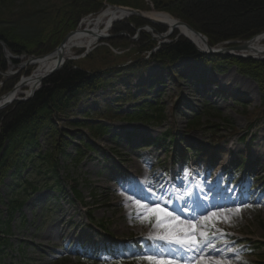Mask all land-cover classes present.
Listing matches in <instances>:
<instances>
[{"label": "rangeland", "instance_id": "rangeland-1", "mask_svg": "<svg viewBox=\"0 0 264 264\" xmlns=\"http://www.w3.org/2000/svg\"><path fill=\"white\" fill-rule=\"evenodd\" d=\"M173 1L175 0H139L143 8L140 11L167 13L180 20L169 12L159 11L156 8L157 4L162 6ZM78 2L80 0H10L6 4L0 3V29L9 31L14 27L18 34L28 38H35L40 34L49 37L63 17V13L70 11L69 7ZM108 7L119 6L105 1L101 12ZM127 8L135 10L132 7ZM93 16L96 15L83 18L78 27L84 19ZM130 21L131 18L118 24L130 23ZM157 27L163 28L164 33L168 31L167 27ZM142 28H140L141 32H138L140 30L138 29L134 36L127 32L113 33L114 28L109 43L106 41L100 43L101 47H97L89 56L80 58L75 63L89 72H99L110 67L124 68L137 58L149 62L151 53L158 48L159 43L152 38V35L142 31ZM143 33L151 37V44L146 43L142 38ZM178 36L179 33L176 32L164 42L175 41L180 38ZM152 46L154 50L151 52ZM79 55H83V52ZM17 57L19 58L17 64L7 61L8 69L11 68L16 74L12 79L7 80L8 83L14 81V87L23 77L30 76L35 69L34 66L19 69L18 66L33 57L26 55ZM163 71L158 64L149 63L143 80L138 81L134 87L133 96L127 92L126 81L131 78L137 79L139 75L137 72L128 74V79H124L122 72L110 74L108 76L110 84L97 93L84 94L72 110L70 119L60 118L58 127L62 130L66 128L67 122H83L85 114L105 112L113 103L115 108H112L119 109L121 114H130L138 106L150 104L149 102L155 105V101H160L158 99L160 87L157 83L159 79L154 78L153 75L157 73L164 75ZM174 71L181 87L179 85L175 87L174 92L169 86L170 92L161 100L164 104L160 102L158 104L164 105L165 114L172 116L171 126L176 124L183 134L188 132L184 137L186 145H196L198 142L209 143L214 134L217 138H225L226 142L221 144L222 153L218 158L222 165L214 174L210 171L206 173L208 168L203 171L202 163L192 164L191 170L184 172L182 164L171 165L172 152L166 153L165 150L158 149L159 146L138 147L137 144L142 143L141 139L144 136L143 130L139 127L115 122L111 124L110 132L106 137L92 143L88 149L90 152L80 166L75 167L69 159L59 157L63 176L69 181L65 187L66 195L59 199V204L52 203L48 209L43 207L44 201L38 203L36 198L28 200L20 214L15 215L11 221L10 239L13 246L8 255L0 259V264H78L80 262L88 264L85 259L79 260L74 254L73 250L77 247L88 252L101 250L100 260L107 261L108 264H171L172 252L177 251L178 248H172L170 256L164 252L165 254L149 253L139 258L130 257V254L134 253L132 247L134 243H151L153 247H162L161 243L176 246L169 239L164 238L167 231L163 225L158 226L157 217L164 220L165 224L173 226L178 224L180 228H187L190 231L191 226L195 225L194 234L199 242L203 244L211 240L214 245L207 247L209 253L204 251L201 254L209 258L212 264H259L260 255L264 254V251L259 249L260 243H264V118L260 89L255 81L240 75L229 64L213 67L192 59L182 60L174 66ZM7 81L2 78V83ZM2 83L0 97L8 93L2 92ZM147 86L155 87L151 95L143 92ZM179 90L189 101L191 100L190 106L183 102L179 107L182 116L177 110L174 111ZM143 93L148 96L147 100L143 98ZM127 95L128 104L116 106L118 102L125 103L123 99ZM136 98L141 100L138 101ZM201 111L205 113L208 111L211 117L201 116L203 114ZM196 112L201 113L200 116L195 117L201 118L202 127L189 132V128H186L187 121L194 120L195 117L192 116L196 115ZM231 125L234 126L233 130L229 127ZM164 127L160 129L149 126L150 132L144 130L147 132V137L156 138L168 129L167 123ZM128 131L133 136H129L130 143H125ZM115 136L117 139H114ZM80 138L84 136H76L72 146L68 147L67 154H75ZM241 155L244 158L246 155L249 162L258 164L255 172L246 173L248 178L246 190H250L253 179H258L255 180L258 190L249 191L245 199H236L233 193L236 186L231 187V184L225 180L223 169L225 164L232 168L228 162L234 160L238 161L240 166ZM172 166L173 173L167 172ZM28 172V169L22 171V177ZM234 176H236L234 179L243 178L238 174ZM137 181L142 182L144 187H141ZM12 182V178L7 177L0 187L2 200L0 215L3 221L8 218L7 207L4 204L8 202V186ZM149 184L156 194L155 197L145 190ZM189 185L192 187L188 191ZM76 186L80 194L79 201L72 197L73 188ZM45 193L41 198L45 199L47 192ZM154 199L160 203L154 204ZM196 200L199 202L195 203ZM195 204L204 206L205 210L201 215L189 210ZM182 205L185 207L181 208ZM179 206L183 212H176ZM212 206L218 208L213 210ZM154 207L163 208L164 212L171 215L165 217L164 212L156 211L149 219L141 218L142 214ZM89 213L97 224L105 225L107 230L105 235L96 228H90L87 219ZM181 213L184 216L193 215L195 218L190 219V222L185 221L181 218ZM213 213L216 214L215 217L211 215ZM206 217L212 219L206 221ZM178 220L180 223L177 222ZM201 233L206 235L201 236ZM110 248L121 252L123 260H108L103 250ZM201 255L200 252L191 251L194 264H204L200 260ZM178 259L179 262L176 264H183L180 256Z\"/></svg>", "mask_w": 264, "mask_h": 264}, {"label": "trees", "instance_id": "trees-1", "mask_svg": "<svg viewBox=\"0 0 264 264\" xmlns=\"http://www.w3.org/2000/svg\"><path fill=\"white\" fill-rule=\"evenodd\" d=\"M9 1L0 0V3L6 4ZM105 1L115 6L143 10L139 0H134V3L130 0H80L69 7L70 11L63 13V17L49 37L42 34L35 38L24 37L13 27L9 31L0 29V42L16 56L48 55L70 32L78 28L83 18L99 14ZM156 8L159 11L169 12L206 36L212 47L227 42H245L264 32V0H175L162 6L157 4ZM146 25L150 23L133 17L130 23L117 24L113 33L127 32L134 36L138 29ZM154 28L158 33H164L163 28L156 26ZM142 38L146 43L151 44V37L143 33ZM110 41L108 40L107 43ZM153 49L152 46L150 51ZM150 58L149 62L137 58L127 67H110L99 72H89L75 62H67L60 71L43 82L42 88L32 99L16 102L0 112V187L7 177L13 180L8 186V202L4 204L7 207V220L3 221L0 215V259L8 255L12 249L11 221L15 215L20 214L28 200L44 189L52 190L57 194L64 193L60 172L62 167L58 161L60 156L69 159L73 166L78 167L90 148V143L86 139L93 142L107 136L111 129L108 124L114 121L152 124L165 120L163 109L153 105L137 108L128 115L119 114L117 110L108 106L104 113L97 111L93 114L87 113L83 117V122H67L66 128L61 130L58 127L60 118L70 119L72 110L84 94L97 93L105 89L110 84L108 77L110 74L122 72L121 75L126 78L128 74L137 72L141 76L151 62L165 67L187 59L211 64L213 67L229 64L237 67L240 74L257 83L264 118V61L204 57L185 38L163 45ZM13 63L18 62L13 61ZM7 70L8 62L0 44V76ZM1 83L2 78H0ZM13 87L14 81L4 82L2 92H9ZM207 114L211 116L208 111ZM99 119H103V122H94ZM199 124L200 118H195L194 122H190V128L194 129ZM79 135L87 137L79 139L80 146L76 148L74 155L67 154L68 147L72 146V141ZM167 138L168 135L159 137L154 141V145H163ZM192 148L190 147V150ZM27 169L29 172L22 177L21 172ZM74 191L78 196L80 195L76 187ZM262 262L264 263V259ZM88 264L99 263L88 261Z\"/></svg>", "mask_w": 264, "mask_h": 264}, {"label": "bare ground", "instance_id": "bare-ground-1", "mask_svg": "<svg viewBox=\"0 0 264 264\" xmlns=\"http://www.w3.org/2000/svg\"><path fill=\"white\" fill-rule=\"evenodd\" d=\"M127 11H128L127 9H123L120 7H108L98 15L84 19L80 27L73 31L74 34L67 39L65 44L59 50H57L58 49L57 47L56 49L57 51L54 50L53 52H51L46 56L38 57V59L37 58L29 59L26 62H24L21 66H18L19 69L29 66H34L35 69L30 76L23 77L20 80V82L17 85L21 84V86L17 87L16 89L14 88L15 90L12 93L9 92L11 94L7 96L9 97L8 99L15 98L16 96H17L16 98L28 96L33 90L40 87V84L42 82L41 80L45 76H47L50 72H52L54 69H56L61 60L63 61V63L78 61L79 58L82 57V55L81 56L79 55L80 52L89 53V54L92 53L98 46H101L100 43H103L102 39L105 36L111 35V32L118 23L131 18L130 14ZM146 17L153 20L154 22L163 24L168 28V31L166 33L160 34L155 31V28L152 25L151 26L148 25L146 27L148 33L152 34L153 39L155 34L156 37L158 38H161L160 36H163V38H161L163 40L154 39L158 43L166 40L168 38L167 35H169V33L173 32L174 34L177 32L179 33V35L189 39L199 49V52L201 54L205 55V52H207V45L205 44V42L200 37H198L194 32H192L191 29L186 26L187 24L184 23L185 25H181L180 22L182 21L173 18L171 15L167 13H160V12H146ZM236 48H238V50L236 51L233 50L232 53L241 56L242 59L260 60L264 58V32L256 37H253L252 39L246 42L241 43L240 45L236 46ZM10 56L16 57L13 56L11 52L7 51V53L5 54L7 61H13V59L10 58ZM160 67L164 68L165 66H160ZM14 76L15 73L12 71L11 68H9L6 72L2 73L1 75L4 81L12 79ZM6 102H9V100L3 98V100L0 102V106L2 107L3 104ZM184 207L185 206L182 205V208ZM221 207H226V206L221 205ZM211 208L213 210H216L218 207L212 206ZM180 216L183 220L188 221L186 216H182V215ZM177 222L180 223V220H178ZM204 251L206 253L210 252V250L207 247H205L203 248V251L200 252V255ZM171 262H172L171 264L174 263L176 264L175 261H171Z\"/></svg>", "mask_w": 264, "mask_h": 264}, {"label": "water", "instance_id": "water-1", "mask_svg": "<svg viewBox=\"0 0 264 264\" xmlns=\"http://www.w3.org/2000/svg\"><path fill=\"white\" fill-rule=\"evenodd\" d=\"M120 8H123V7H120ZM123 9H127L128 11V13L130 14V16L131 17H139V18H141V19H144V20H146V21H148V22H150L151 24H153V25H156V26H162V27H166L165 25H163V24H160V23H158V22H154L153 20H151V19H149V18H147L146 17V13H143L142 11H140V10H134V9H130V8H123ZM181 23V25H185L183 22H180ZM188 28H190L191 29V31L192 32H194L198 37H200L204 42H205V44L207 45V52H205V55H208V56H226V57H231V56H234V57H241V56H238V55H235L234 53H232L233 52V50H238V48H236V46H233V47H230L229 46V44H226V47H223V48H218V47H215V48H211L210 47V45H209V41H208V39L204 36V35H202L201 33H199V32H197V31H195L192 27H190L189 25H186ZM145 29H147L146 27H145ZM147 32H148V30H147ZM74 34V32H71V33H69L65 38H64V40L62 41V43L60 44V46L58 47V49L57 50H59L64 44H65V42L67 41V39L71 36V35H73ZM173 34V32H171V33H169V35H167L168 36V38L171 36ZM181 36V35H180ZM161 38H163V36H160ZM108 38H111L110 36H105L103 39H108ZM161 38H158V37H156L155 35H154V39H160V40H163V39H161ZM167 38V39H168ZM189 40V39H188ZM0 44L2 45V47H3V49H4V52H5V54L7 53V50H6V47H5V45L2 43V42H0ZM161 44H164V42H160V45ZM196 47V46H195ZM197 48V47H196ZM56 50V51H57ZM197 50L199 51V49L197 48ZM10 58H12L13 60H18L19 58H17V57H12V56H10ZM242 58V57H241ZM38 59V58H37ZM260 60H264V58H262V59H260ZM64 64L65 63H63V61L61 60L60 61V63H59V65H58V67L56 68V69H54L52 72H50L47 76H45L41 81V84H40V87H38L37 89H35V90H33L28 96H26V97H20V98H12V99H8L9 97H7L9 94H11L17 87H19V86H21V84L20 85H17L16 87H15V89H13L12 91H11V93H8V94H6L5 96H3V97H0V102L3 100V98H5V99H7V100H9V102H6V103H4L3 104V106L1 107L0 106V111H3V110H5V109H7L8 107H10L13 103H15V102H26V101H28V100H30V99H32L33 97H34V95L37 93V91L41 88V86H42V83L44 82V80H46L47 78H49V77H51V76H53L54 74H56L63 66H64Z\"/></svg>", "mask_w": 264, "mask_h": 264}, {"label": "snow or ice", "instance_id": "snow-or-ice-1", "mask_svg": "<svg viewBox=\"0 0 264 264\" xmlns=\"http://www.w3.org/2000/svg\"><path fill=\"white\" fill-rule=\"evenodd\" d=\"M137 183L141 184V187H144L142 182L137 181ZM149 195L155 197V192L151 189V185L149 184L148 187L145 189ZM154 204H159L160 202L158 200H153ZM142 206V205H141ZM156 211L164 212L163 208H150L148 209L144 214H142V219H149L153 213ZM238 211V209H237ZM171 214L168 212H164V216H170ZM213 217L216 216L215 213L212 214ZM206 221L211 220L212 217H206ZM225 219H227L225 217ZM158 226L163 225L167 231V235L164 237L165 239H169L172 243H174L177 246H180L182 250L188 251H197L202 252L204 247H214L212 245L211 240H207L205 243H200L197 239V236L195 233V225L191 226V231L187 228H180L177 224L176 226H173L171 224H165L164 220L157 217ZM201 236H205L206 233H201ZM200 260L204 262V264H212V261L205 257L200 256Z\"/></svg>", "mask_w": 264, "mask_h": 264}]
</instances>
